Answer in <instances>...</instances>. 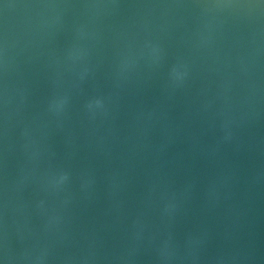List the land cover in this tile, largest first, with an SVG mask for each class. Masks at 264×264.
<instances>
[{
  "label": "water",
  "instance_id": "95a60500",
  "mask_svg": "<svg viewBox=\"0 0 264 264\" xmlns=\"http://www.w3.org/2000/svg\"><path fill=\"white\" fill-rule=\"evenodd\" d=\"M0 264H264V0H0Z\"/></svg>",
  "mask_w": 264,
  "mask_h": 264
}]
</instances>
